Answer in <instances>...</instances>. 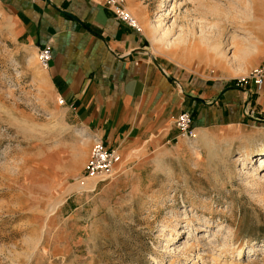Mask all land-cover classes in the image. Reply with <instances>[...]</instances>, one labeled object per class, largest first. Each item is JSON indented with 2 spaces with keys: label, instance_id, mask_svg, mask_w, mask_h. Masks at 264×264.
Segmentation results:
<instances>
[{
  "label": "rangeland",
  "instance_id": "obj_1",
  "mask_svg": "<svg viewBox=\"0 0 264 264\" xmlns=\"http://www.w3.org/2000/svg\"><path fill=\"white\" fill-rule=\"evenodd\" d=\"M135 2L149 51L192 75L262 61L264 0ZM45 72L0 9V264H264V124L122 155L104 180Z\"/></svg>",
  "mask_w": 264,
  "mask_h": 264
},
{
  "label": "crops",
  "instance_id": "obj_2",
  "mask_svg": "<svg viewBox=\"0 0 264 264\" xmlns=\"http://www.w3.org/2000/svg\"><path fill=\"white\" fill-rule=\"evenodd\" d=\"M126 7L141 14L135 0ZM0 9L15 41L51 47L45 73L71 121L120 157L178 142L174 120L184 110L200 140L207 129L264 124V86L235 87L158 59L104 0H0Z\"/></svg>",
  "mask_w": 264,
  "mask_h": 264
},
{
  "label": "built area",
  "instance_id": "obj_3",
  "mask_svg": "<svg viewBox=\"0 0 264 264\" xmlns=\"http://www.w3.org/2000/svg\"><path fill=\"white\" fill-rule=\"evenodd\" d=\"M126 1L127 0H104V5L118 20L141 33L143 29L126 7ZM52 58L53 53L50 46L46 45L39 48L38 62L43 69H48ZM249 83H253L258 90L262 89L264 86V61L256 66L249 75L232 82L235 87L239 88H243ZM58 103L60 105H65V100L62 97H58ZM174 125L180 137H187L191 140L197 139V128L195 127L194 118L190 111L184 110L180 112L175 117ZM93 141L85 170L89 176H99L105 180L112 175L114 167L121 157L116 150L108 149L99 137H93Z\"/></svg>",
  "mask_w": 264,
  "mask_h": 264
},
{
  "label": "bare ground",
  "instance_id": "obj_4",
  "mask_svg": "<svg viewBox=\"0 0 264 264\" xmlns=\"http://www.w3.org/2000/svg\"><path fill=\"white\" fill-rule=\"evenodd\" d=\"M220 52H219V49H218V47L215 49V55H214V58H217V56H218V54H219Z\"/></svg>",
  "mask_w": 264,
  "mask_h": 264
},
{
  "label": "water",
  "instance_id": "obj_5",
  "mask_svg": "<svg viewBox=\"0 0 264 264\" xmlns=\"http://www.w3.org/2000/svg\"><path fill=\"white\" fill-rule=\"evenodd\" d=\"M259 117L262 118L261 115Z\"/></svg>",
  "mask_w": 264,
  "mask_h": 264
},
{
  "label": "trees",
  "instance_id": "obj_6",
  "mask_svg": "<svg viewBox=\"0 0 264 264\" xmlns=\"http://www.w3.org/2000/svg\"><path fill=\"white\" fill-rule=\"evenodd\" d=\"M234 86V85H233ZM193 115V114H192Z\"/></svg>",
  "mask_w": 264,
  "mask_h": 264
}]
</instances>
